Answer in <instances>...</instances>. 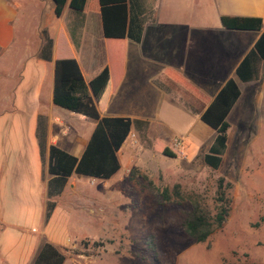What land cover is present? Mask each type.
I'll list each match as a JSON object with an SVG mask.
<instances>
[{
    "label": "crops",
    "instance_id": "1",
    "mask_svg": "<svg viewBox=\"0 0 264 264\" xmlns=\"http://www.w3.org/2000/svg\"><path fill=\"white\" fill-rule=\"evenodd\" d=\"M68 1L56 16L52 0H0V223L4 224L0 229V256L5 264H30L44 241L57 247L67 240L70 235L67 222L72 214L68 207L57 202V198L70 187L71 178L80 183L86 179L88 182L98 180L72 173L58 193L47 195L49 186L51 190L57 186L46 172L48 145L54 144L78 157L95 124L93 119L81 115L76 120L79 127L75 134L73 132V138L68 137L71 125L52 129L55 123H65L57 111L60 107L51 100L53 60L73 57L86 83L104 66L109 69L108 60L104 58L103 43L106 40L102 35L99 11H75L68 6ZM221 15L260 17L263 27L264 0H153L151 14L144 16L140 40L123 38L121 73L113 80L109 69L110 92L100 116L145 120L148 133H152L151 139L163 141L156 128L164 123L160 119V107L172 99L171 83L178 86L166 76L169 71L207 99L203 103L192 96L195 100L190 111L197 119L187 131L196 138L203 132L210 135L208 126L199 120V113L214 95H206L173 66L162 63L160 69L154 71H133L128 67L127 58L135 55L142 65L147 54H153L160 45L161 49L168 47L171 54L175 53L176 48L169 47L171 44L167 42L178 41L181 45L179 53H186L187 59L195 56L199 59L196 70H201L205 76L224 74L215 93L230 76L234 77L239 89L240 84L252 80L241 82L234 76V68L260 31L226 29L220 25ZM42 30L52 41L50 60L39 56ZM217 33L225 35L217 38ZM131 49L136 53L130 54ZM130 70L143 77L139 80L130 78ZM127 91L142 99L128 103ZM41 132H44L45 142L40 153L37 135ZM130 133L136 132L132 129ZM124 142L117 151L119 168L106 180L112 179L121 167L124 172L127 170L128 149L123 150L126 151L124 156L121 155ZM5 143L8 145L6 151L3 150ZM6 189L11 197L12 219L2 208ZM47 201H52L54 206L44 221Z\"/></svg>",
    "mask_w": 264,
    "mask_h": 264
},
{
    "label": "rangeland",
    "instance_id": "2",
    "mask_svg": "<svg viewBox=\"0 0 264 264\" xmlns=\"http://www.w3.org/2000/svg\"><path fill=\"white\" fill-rule=\"evenodd\" d=\"M221 35L215 34L217 38ZM167 43L176 48L175 53L171 54L168 47L161 49L160 45L153 54H147L142 65L135 55L128 56V67L148 72L160 69L162 63L168 64L206 95L213 96L224 74L205 76L196 70L200 62L196 56L187 59L186 53H179L178 41ZM110 46V42L104 41L106 60L108 52H112ZM129 52L135 54L136 50ZM131 70L130 78L143 77ZM171 88L172 99L160 107L164 123L156 128L166 144L172 146L173 138L180 140L181 146L176 149L179 156L155 153L151 149L152 133L147 129L144 133L135 130L134 135L128 134L121 148L122 156L126 153L123 150L130 152L125 172L121 167L109 180L86 179L80 183L71 178L70 187L57 198L72 214L67 222L69 238L57 245L64 255L62 264H264V61L258 64L257 77L239 86L240 96L226 116V147L216 168L202 159L213 131L207 127L211 134L203 132L197 138L187 131L197 119L190 111L195 99L172 83ZM131 93L126 92L128 103L142 99ZM57 111L65 123H55L52 129L71 125L68 137L73 138L79 127L76 120L81 115L63 108ZM7 146L5 143L4 151ZM220 178L227 216L205 241L195 242L184 233V214L178 208L187 207L192 200L214 214ZM174 185L180 200L172 192ZM163 186L172 193L169 201L161 200L157 194L156 190ZM7 190L2 208L12 219ZM3 226L0 223V229ZM0 264H5L1 256Z\"/></svg>",
    "mask_w": 264,
    "mask_h": 264
},
{
    "label": "trees",
    "instance_id": "3",
    "mask_svg": "<svg viewBox=\"0 0 264 264\" xmlns=\"http://www.w3.org/2000/svg\"><path fill=\"white\" fill-rule=\"evenodd\" d=\"M53 12L59 16L66 0H52ZM153 0H69L68 6L75 11L97 9L102 24V35L106 42L111 43L112 52H108V64L113 80L121 73L123 38L138 42L141 37L144 16L152 12ZM220 25L231 30L260 31L251 48L244 54L234 68V76L241 82L254 80L258 74V64L264 61V26L260 17L221 15ZM43 43L39 56L50 60L52 41L42 30ZM54 74L52 84V103L95 121L94 127L81 152L76 157L54 144L48 145V160L46 172L54 178L57 184L53 190L48 188L47 195L58 193L66 177L72 173L106 180L119 168L117 151L132 129L144 133L147 121L128 117L100 116L110 92L109 69L104 66L87 83L83 80L76 60L71 56L58 57L53 60ZM113 67V68H112ZM178 86L191 96L207 102V99L194 91L180 77L166 72ZM239 96V89L234 77H227L214 96L199 113V120L214 131L211 143L203 154V162L211 168H216L225 149L228 122L226 116ZM37 135V134H36ZM38 147L41 153L44 146V132L37 135ZM151 149L163 156L175 158L179 151L164 141L154 138ZM51 184L49 181L48 185ZM228 186V183H225ZM222 179L216 185V210L214 214L202 207L196 201H188L187 207L178 208L183 214L181 222L184 233L195 242L205 241L213 229L218 228L227 216L223 194ZM157 194L163 201L172 199V193L166 186L157 189ZM172 192L179 200L181 198L177 185ZM54 206L47 201L44 209V221L50 215ZM64 255L54 244L44 241L36 251L30 264H62ZM239 264H258L243 262Z\"/></svg>",
    "mask_w": 264,
    "mask_h": 264
},
{
    "label": "built area",
    "instance_id": "4",
    "mask_svg": "<svg viewBox=\"0 0 264 264\" xmlns=\"http://www.w3.org/2000/svg\"><path fill=\"white\" fill-rule=\"evenodd\" d=\"M181 146V142L178 138H173L172 139V147L174 149H178Z\"/></svg>",
    "mask_w": 264,
    "mask_h": 264
}]
</instances>
